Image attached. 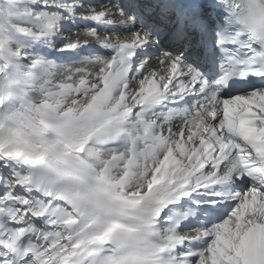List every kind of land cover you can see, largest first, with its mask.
Listing matches in <instances>:
<instances>
[{
	"label": "snow or ice",
	"instance_id": "snow-or-ice-1",
	"mask_svg": "<svg viewBox=\"0 0 264 264\" xmlns=\"http://www.w3.org/2000/svg\"><path fill=\"white\" fill-rule=\"evenodd\" d=\"M0 264H264V0H0Z\"/></svg>",
	"mask_w": 264,
	"mask_h": 264
},
{
	"label": "bare ground",
	"instance_id": "bare-ground-1",
	"mask_svg": "<svg viewBox=\"0 0 264 264\" xmlns=\"http://www.w3.org/2000/svg\"><path fill=\"white\" fill-rule=\"evenodd\" d=\"M99 2H100V3H106L107 0H99ZM72 31H75V29H71V30L69 31V33H67V34L70 35Z\"/></svg>",
	"mask_w": 264,
	"mask_h": 264
}]
</instances>
